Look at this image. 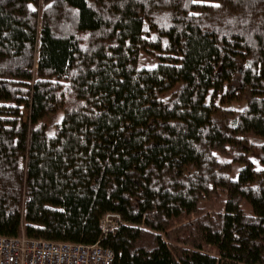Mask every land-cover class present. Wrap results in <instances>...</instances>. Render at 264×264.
Listing matches in <instances>:
<instances>
[{
  "label": "trees",
  "instance_id": "obj_1",
  "mask_svg": "<svg viewBox=\"0 0 264 264\" xmlns=\"http://www.w3.org/2000/svg\"><path fill=\"white\" fill-rule=\"evenodd\" d=\"M23 233L264 264V0H0V236Z\"/></svg>",
  "mask_w": 264,
  "mask_h": 264
},
{
  "label": "built area",
  "instance_id": "obj_2",
  "mask_svg": "<svg viewBox=\"0 0 264 264\" xmlns=\"http://www.w3.org/2000/svg\"><path fill=\"white\" fill-rule=\"evenodd\" d=\"M122 222L119 214H107L101 226L105 234L114 233ZM0 264H114V252L95 244L56 242L0 236Z\"/></svg>",
  "mask_w": 264,
  "mask_h": 264
},
{
  "label": "rangeland",
  "instance_id": "obj_3",
  "mask_svg": "<svg viewBox=\"0 0 264 264\" xmlns=\"http://www.w3.org/2000/svg\"><path fill=\"white\" fill-rule=\"evenodd\" d=\"M156 61L157 60L155 56L151 54H143L140 58V66H153L157 63ZM62 115L63 113L58 112L55 114H51L47 117L46 123L50 133L54 132L56 124L60 122V120L62 119ZM228 151L231 152L232 150L228 148ZM221 157L228 159L231 158L232 155L230 154L228 156L221 155ZM224 200H225L224 195H211L205 200L204 205L206 204L205 205L206 208H209L212 212H214L215 210L217 211L223 209Z\"/></svg>",
  "mask_w": 264,
  "mask_h": 264
}]
</instances>
